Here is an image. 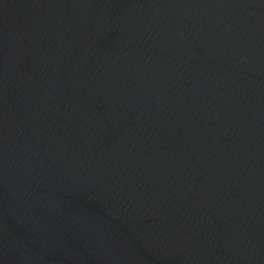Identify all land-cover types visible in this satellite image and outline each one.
<instances>
[{
    "label": "water",
    "instance_id": "water-1",
    "mask_svg": "<svg viewBox=\"0 0 264 264\" xmlns=\"http://www.w3.org/2000/svg\"><path fill=\"white\" fill-rule=\"evenodd\" d=\"M0 264H264V0H0Z\"/></svg>",
    "mask_w": 264,
    "mask_h": 264
}]
</instances>
